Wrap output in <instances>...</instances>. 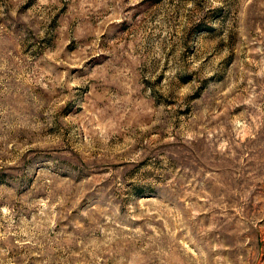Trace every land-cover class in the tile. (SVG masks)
<instances>
[{
  "label": "rangeland",
  "instance_id": "obj_1",
  "mask_svg": "<svg viewBox=\"0 0 264 264\" xmlns=\"http://www.w3.org/2000/svg\"><path fill=\"white\" fill-rule=\"evenodd\" d=\"M0 264H264V0H0Z\"/></svg>",
  "mask_w": 264,
  "mask_h": 264
}]
</instances>
